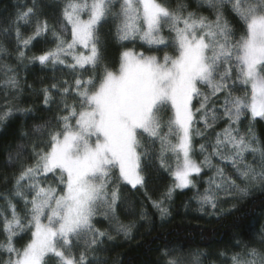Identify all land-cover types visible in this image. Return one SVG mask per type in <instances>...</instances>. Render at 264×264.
I'll return each instance as SVG.
<instances>
[{
    "label": "snow or ice",
    "instance_id": "obj_1",
    "mask_svg": "<svg viewBox=\"0 0 264 264\" xmlns=\"http://www.w3.org/2000/svg\"><path fill=\"white\" fill-rule=\"evenodd\" d=\"M61 4L57 24H49L41 0L24 5L14 21L18 62L63 67L74 75L71 83L61 81L63 87L53 83L40 90L43 105L57 103L63 114L35 127L47 138L32 145L34 163L22 164L11 195L0 197L5 236L0 252L7 256L0 264H90L88 250L113 240L98 222L108 221L126 237L131 234L135 225L121 222L117 212L121 185L145 188V167L153 162L173 180L159 199L148 197L162 219L169 215L174 193L196 188L205 168L214 172L204 191L197 190L201 209L215 211L220 193L246 194L248 185L264 182V147L252 125L257 118L264 120V0H198L197 8H206L211 17L189 11L183 0L174 8L168 0ZM21 22L32 26L31 34L20 32ZM106 23L113 25V38L122 48L115 70L104 63L100 28ZM49 34L54 47L27 56L34 42H46ZM137 44L162 55L138 51ZM3 70L5 88L22 91L16 69L4 64ZM238 90L243 95L235 94ZM69 96L75 102L69 103ZM5 98L0 122L31 112ZM246 114L245 133L240 124ZM225 119L227 126L208 140L207 133ZM198 137L207 141L199 145L201 162L194 158ZM247 153L259 157V168L246 162ZM213 157L228 161L236 178L214 165ZM49 174L57 186L48 182ZM25 234L27 243L16 247ZM259 242L264 244V236ZM236 246L241 247L239 241ZM81 247L85 251H73ZM243 249L231 255V264H264V251L247 243ZM178 252L177 246L166 248L163 264H187ZM192 264H199V254Z\"/></svg>",
    "mask_w": 264,
    "mask_h": 264
},
{
    "label": "trees",
    "instance_id": "obj_2",
    "mask_svg": "<svg viewBox=\"0 0 264 264\" xmlns=\"http://www.w3.org/2000/svg\"><path fill=\"white\" fill-rule=\"evenodd\" d=\"M41 2L49 24H57L62 7L61 0H41ZM178 2L179 0H168L169 6L173 8ZM183 2L188 5L189 11H199L210 17L212 15L206 8H197L198 0H183ZM31 3L32 0H0V46L6 49L0 52V111L6 103L5 94H7V101L16 107L31 109L28 114L16 113L6 122H0V197L4 194L11 195L15 176L21 171V165L34 163L32 145L40 139L47 138L46 135L37 134L35 127L48 121L54 123L55 117L63 114L57 103H53L49 108L43 105V94L40 90L50 87L53 83L63 87L61 81L66 80L71 83L74 75L63 67L52 70L51 66L42 68L38 64H30L28 59L17 61L15 38L17 24L14 21L17 12L23 11L24 5L31 6ZM229 19L236 24L232 17ZM18 26L23 35L31 34V25L21 22ZM5 30L8 31V35H5ZM164 34L168 35L167 32ZM100 35L103 41L104 63L115 70L119 66L122 48L113 38V25L103 24ZM65 38L70 39V33ZM34 44L35 46L27 52V56L39 54L42 50L54 47L50 34L46 42L35 41ZM125 46L133 47L131 44ZM135 47L138 51H145L146 54L162 55L159 52H149L147 47H141L139 44ZM166 51L174 54L172 49H166ZM4 64L16 69L22 91L15 92L11 88H5ZM90 74V72L85 73V75ZM51 94L56 101H59L60 97L56 91H52ZM235 94L243 95V90H238ZM67 99L69 103L75 102L73 96ZM249 122L246 114L240 124L242 132H247ZM252 125L260 146L264 147V120L257 118ZM198 126L203 129L202 123ZM226 126L227 120H220L214 131L207 133L208 140L214 141L215 132ZM141 139L147 143L145 138ZM201 143H207V141L199 137L194 141L197 148L194 158L198 162L204 159L203 154L198 151ZM208 151L211 152V148ZM245 159L247 163L259 168L258 156L254 157L253 154L247 153ZM171 162L170 157L169 163ZM212 163L224 168L228 175L236 178V173L228 161L222 163L219 158L213 157ZM213 172L214 169L205 168L197 180L196 188L177 190L167 204L169 215L162 219L159 212L152 207L148 197L152 200L159 199L173 180L170 174L160 169L155 162L151 166H146L145 188L141 189L138 186L137 189H132L130 185H121L123 199L117 208L119 219L125 224H134L135 227L126 237L122 233H117L108 221L98 222L97 227L107 231L113 240H105L102 246L95 250H88L90 264L93 259L94 264H163L165 257L162 252L172 246L179 248L177 254L183 255L187 264H192L198 254L199 264H231V255L234 252L244 251L245 243L264 251V244L259 242V238L264 236V182L248 185L246 194L235 192L231 196H225L220 193L221 200L215 211L208 207L201 209L196 201L197 190L201 193L204 191L208 186L206 181ZM48 182L54 186L58 183L51 174H49ZM237 183L245 187L239 179ZM3 204L4 200L0 198V205ZM17 206L22 208L19 202ZM142 213H144L143 216ZM253 232L255 236L252 235ZM29 238V235L25 234L23 239H17L16 247H22ZM4 239L5 236L0 231V242ZM237 241L240 242L241 247L236 246ZM73 251L78 254L85 249L81 247ZM221 253L224 255L222 256ZM4 259H7V256L0 252V260Z\"/></svg>",
    "mask_w": 264,
    "mask_h": 264
}]
</instances>
